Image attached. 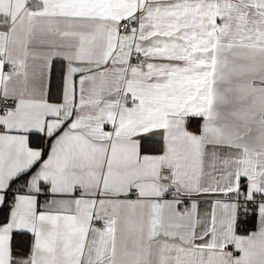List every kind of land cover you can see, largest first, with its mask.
<instances>
[{
	"label": "snow or ice",
	"instance_id": "6c2138e0",
	"mask_svg": "<svg viewBox=\"0 0 264 264\" xmlns=\"http://www.w3.org/2000/svg\"><path fill=\"white\" fill-rule=\"evenodd\" d=\"M0 264H264V0H0Z\"/></svg>",
	"mask_w": 264,
	"mask_h": 264
},
{
	"label": "trees",
	"instance_id": "16d2710c",
	"mask_svg": "<svg viewBox=\"0 0 264 264\" xmlns=\"http://www.w3.org/2000/svg\"><path fill=\"white\" fill-rule=\"evenodd\" d=\"M251 227V225H245V228L246 229H248V228H250ZM23 244V240L22 239H20V238H17V245H18V247L17 248H19L20 250H24L20 245H22Z\"/></svg>",
	"mask_w": 264,
	"mask_h": 264
},
{
	"label": "crops",
	"instance_id": "0c3cea01",
	"mask_svg": "<svg viewBox=\"0 0 264 264\" xmlns=\"http://www.w3.org/2000/svg\"><path fill=\"white\" fill-rule=\"evenodd\" d=\"M204 199H209V197H204ZM247 229L244 227L243 231H246ZM17 252H22V250H20L19 248L16 249Z\"/></svg>",
	"mask_w": 264,
	"mask_h": 264
},
{
	"label": "built area",
	"instance_id": "2783aa9c",
	"mask_svg": "<svg viewBox=\"0 0 264 264\" xmlns=\"http://www.w3.org/2000/svg\"><path fill=\"white\" fill-rule=\"evenodd\" d=\"M244 227H245V226L242 227L241 231H243Z\"/></svg>",
	"mask_w": 264,
	"mask_h": 264
}]
</instances>
